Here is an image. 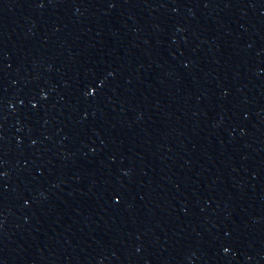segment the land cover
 <instances>
[{
  "label": "water",
  "instance_id": "1",
  "mask_svg": "<svg viewBox=\"0 0 264 264\" xmlns=\"http://www.w3.org/2000/svg\"><path fill=\"white\" fill-rule=\"evenodd\" d=\"M0 264H264V0H0Z\"/></svg>",
  "mask_w": 264,
  "mask_h": 264
}]
</instances>
